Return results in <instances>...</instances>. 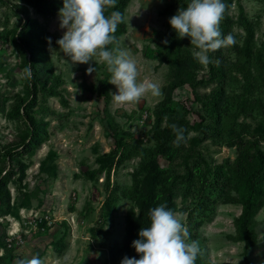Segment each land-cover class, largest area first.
<instances>
[{
  "label": "rangeland",
  "instance_id": "rangeland-1",
  "mask_svg": "<svg viewBox=\"0 0 264 264\" xmlns=\"http://www.w3.org/2000/svg\"><path fill=\"white\" fill-rule=\"evenodd\" d=\"M35 1L0 0V166L6 165L3 174L8 176L11 203L10 212L0 211V255L8 254L6 262L0 264H19L20 258L37 254L43 264H108L112 247L128 239L129 216L140 212L132 191L137 179L144 176L143 165L156 158L166 172L184 171L188 139L201 137L204 126L217 123L216 113L210 114L208 96L221 87L223 110H229L223 114L219 130H211V136L197 141L196 148L212 168L221 166L226 172L236 166V141L254 135L250 131L263 118L264 104V69L254 58L247 65L256 83L252 104L246 112H237L236 99L246 81L241 70L245 60L236 53V46L243 45L246 37L241 15L253 24V51L264 55V0L226 3L220 28L225 36L231 33L235 37L234 43L221 47L225 62L231 66L228 75L225 79L211 77L208 64L197 60V78L206 83L196 88L191 84L178 87L170 105L185 119L187 139L177 151L165 154L155 150L154 134L166 126L164 119L155 127V110L172 73L167 62L172 56L160 46L158 33L174 32L176 45L182 44L184 49L185 43H179L184 37L177 36L169 17L188 0L128 2L124 9L126 31L118 37V44L136 60L138 80L158 83L162 94L153 96L149 91L139 100L123 104L113 99L112 92L118 89L109 82L107 65L98 53L87 63L73 62L56 42L67 30L60 26L59 10L46 14ZM15 5H24L28 15L37 20L38 32L43 35L40 44L50 61L49 75L58 77L60 83L59 94H38L36 108H44L36 117L47 122V132L34 154L21 152V148L19 153L6 156V147L24 128L22 119L11 113L16 95L25 88L20 52L12 41L14 27L24 18ZM89 66H95L96 71L89 73ZM260 144L264 150V140ZM113 149L116 155L109 165L108 154ZM22 168L25 172L20 181ZM229 192L235 197L234 190ZM181 199L178 195L179 206H183ZM193 201L189 196L184 204L191 208ZM211 206L214 210L196 214L193 224H189L187 211L176 212L188 230L203 221L197 230L203 262L264 264V205L250 226L254 242L237 237L234 220L241 205L236 200Z\"/></svg>",
  "mask_w": 264,
  "mask_h": 264
},
{
  "label": "trees",
  "instance_id": "trees-1",
  "mask_svg": "<svg viewBox=\"0 0 264 264\" xmlns=\"http://www.w3.org/2000/svg\"><path fill=\"white\" fill-rule=\"evenodd\" d=\"M129 1L117 0L114 6L106 8V14H110L114 9H119L124 14V9ZM181 1L183 0H175V2ZM228 1L225 0L226 3ZM35 4L42 7L46 14L56 13L63 6V0H36ZM15 8L16 12L22 14L24 18L23 21L14 27L12 41L20 52L21 65L24 68L25 88L22 94L16 95L11 113L22 119L24 128L20 131L17 140L6 147V156L19 153V149L21 148V152L25 151L31 155L34 154V150L41 144L47 132V122L42 118L36 117V113L41 112L44 108L43 105H38L36 108L38 94L57 95L59 94L57 86L60 83L58 77L49 75L51 70L50 61L46 49L40 44L43 35L38 32L40 26L37 20L28 15V10L24 5H15ZM241 18L245 25L246 37L243 45L236 46V53L242 55L245 60L241 65V70L244 72L246 81L240 95L236 99L239 106L238 113L246 112V108L252 104L250 97L254 95L256 87V83L253 81L252 74L247 65L256 58L259 59V65L264 69V55H256L255 51H253L255 36L253 24L244 13H242ZM226 19L228 20L229 18L226 16ZM125 31L126 26L122 22L118 24L114 35L118 38ZM158 36L160 46L167 49L168 55L172 56L168 60L166 58L172 67V73L164 88V97L158 103L155 110V127L161 126L163 120L166 119V126L161 131L157 129L154 134L156 141L155 150L165 154L167 151H177L179 148V145L174 143L176 133L172 125L176 124L185 129L186 123L183 117L171 110L170 105L174 101L173 92L180 86L191 84L193 88H196L199 85L205 84L206 81L203 78H197V59L192 53V49L195 46L191 45L190 37L185 36L184 42H179L185 43L183 49L182 44L176 45L177 38L174 32L158 33ZM165 38L170 43L164 44ZM112 46V44L107 45V47ZM221 49L207 50V54L211 57V62L208 63L210 69L209 75L225 79L231 66L225 62ZM26 68L31 69L30 75L25 71ZM223 95L224 88L221 87L208 96L210 114L214 116L216 113L217 123L213 127L204 126L201 129L203 132L201 137L193 136L188 139L190 144L183 157L184 171L174 169L171 172H166L160 167L156 158L149 160L148 163L143 165V170H145L144 176L137 179V185L132 191L135 204L140 212L137 216H129L128 239L123 245L112 247L108 264H121L125 256H136L139 258L140 254L132 246V242L139 238V230L142 227L150 225L149 209L161 203L175 212L187 211L189 224H193L196 214L199 215L205 211L214 210V207L211 206L213 203L220 201L230 202L234 199L241 205V212L234 220L237 237L240 240L254 242L255 235L251 231L250 226L264 205V150L260 144L261 140H264V104H261L263 118L250 131L254 135L247 139L241 137L236 141L238 143L236 166L224 172L221 166L212 168L202 151L196 148L197 141L206 140V138L211 136V130H219V123L222 120L223 114L226 113V110H229L227 107L223 110ZM236 113L234 115L237 116ZM114 155H116L115 149L108 154L110 157L109 165L114 162ZM5 170L6 165L0 166V211L5 210V212H10V192L7 188L8 176L5 173L3 174ZM24 172V168H22L20 170V181ZM230 190L235 191V197L230 194ZM178 195L182 197L181 202L183 206H179L177 203L176 199ZM189 196L194 198L191 208L187 204H184ZM202 222L199 221L194 226L195 228L193 227V230H189L191 240H197V230ZM7 257V253L0 255V263L6 262ZM196 264H205L200 252L197 256ZM245 264L250 263L247 261Z\"/></svg>",
  "mask_w": 264,
  "mask_h": 264
},
{
  "label": "clouds",
  "instance_id": "clouds-1",
  "mask_svg": "<svg viewBox=\"0 0 264 264\" xmlns=\"http://www.w3.org/2000/svg\"><path fill=\"white\" fill-rule=\"evenodd\" d=\"M116 3L117 0H63L59 20L61 28L67 30L56 42L73 62L87 63L98 53L107 65L109 82L118 89L112 92L116 103L137 101L149 91L153 96H159L161 86L156 82L138 80L136 60L118 44L114 33L118 24L124 22V14L119 9L106 14V8ZM225 10V0H188L187 6H181L169 17V23L179 38H191V45L195 46L193 56L201 64L211 62L207 50H217L235 42L231 33L225 36L220 28ZM48 39L51 42L52 38ZM163 43L170 41L165 38ZM109 44L113 46L107 47ZM25 71L31 74L30 68ZM87 71H96V67L89 66ZM172 128L176 133V145L186 141V129L176 124ZM148 216L150 225L142 227L139 238L132 242L139 258L125 256L121 264H196L199 241L190 239L180 214L161 203L150 208ZM19 264H43V260L37 254L20 258Z\"/></svg>",
  "mask_w": 264,
  "mask_h": 264
}]
</instances>
